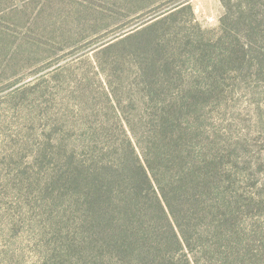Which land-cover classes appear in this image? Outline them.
<instances>
[{
	"label": "rangeland",
	"instance_id": "374dc122",
	"mask_svg": "<svg viewBox=\"0 0 264 264\" xmlns=\"http://www.w3.org/2000/svg\"><path fill=\"white\" fill-rule=\"evenodd\" d=\"M171 98L212 160L213 211L264 264V0H0V264H122L67 177L91 128L129 120L142 141Z\"/></svg>",
	"mask_w": 264,
	"mask_h": 264
},
{
	"label": "trees",
	"instance_id": "16d2710c",
	"mask_svg": "<svg viewBox=\"0 0 264 264\" xmlns=\"http://www.w3.org/2000/svg\"><path fill=\"white\" fill-rule=\"evenodd\" d=\"M155 64L152 56H143L137 66L147 79L152 76L148 67ZM144 90L149 102L158 96L150 87ZM150 110L153 117L142 141L136 133L140 124L129 120L119 124L123 138L113 137L112 127L91 128L81 142L85 162H76L67 177L81 192L86 220L100 242L122 264H201L194 246L209 255L203 264H262L253 254V239L238 229L236 218L213 211L212 160L202 148L196 152L191 125L179 120L177 99L152 104Z\"/></svg>",
	"mask_w": 264,
	"mask_h": 264
}]
</instances>
